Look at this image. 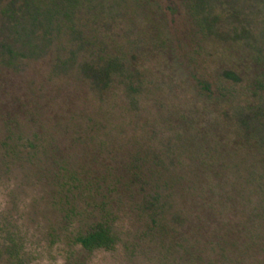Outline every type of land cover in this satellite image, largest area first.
Segmentation results:
<instances>
[{"label":"trees","instance_id":"obj_1","mask_svg":"<svg viewBox=\"0 0 264 264\" xmlns=\"http://www.w3.org/2000/svg\"><path fill=\"white\" fill-rule=\"evenodd\" d=\"M73 1L64 0L66 6ZM61 7L42 0L21 5L33 24H50L52 29L42 36L59 46L62 32L75 36L69 13L65 23L59 18ZM159 7L162 16L175 15L174 0H163ZM0 15L15 16L7 2ZM108 38L92 37L83 48L75 47L77 54L85 51L81 67L92 78L91 88L102 97L120 82L142 95L150 69L127 64L126 55L110 46ZM155 40L169 53L153 50V58L182 55L180 41H164L160 33ZM154 71L160 74L158 67ZM199 75L190 73L202 101L176 110L174 125L148 122L165 127V145L142 147L134 138L139 149L125 160L118 161L120 146L103 131V112L52 117L51 129L38 120L20 124L7 118L0 171L20 168L29 175L23 184L9 181L0 201V264H32L36 258L30 247L39 236L51 246L66 244L68 255L77 250L86 255L112 252L139 242L157 244L187 264H244L256 259L258 251L264 254V74L250 86L221 90L219 97L234 96L236 105L211 116L206 104H212L215 91ZM88 94L92 100V92ZM28 111L30 118L40 112L36 104ZM145 128L147 124L139 129ZM58 133L64 146L55 137ZM46 209L56 219L42 221L38 214Z\"/></svg>","mask_w":264,"mask_h":264},{"label":"rangeland","instance_id":"obj_2","mask_svg":"<svg viewBox=\"0 0 264 264\" xmlns=\"http://www.w3.org/2000/svg\"><path fill=\"white\" fill-rule=\"evenodd\" d=\"M23 1L0 0V9L7 2L15 14L12 19L0 15V146L6 137L3 122L7 118L17 119L20 124H26L28 119L38 120L51 129L52 117L65 119L103 112L102 124L107 126L103 131L110 132L120 146L118 161L125 160L140 145L154 143L163 147L167 138L162 124L174 125L173 116L178 118L179 114L176 110L185 111L191 103L202 101L200 88L190 77L192 71L209 81L215 91L211 106L206 104L210 116L219 115L230 103L236 105L234 96L219 97L221 90L250 86L254 78L264 74V0H174L173 17L159 13L163 0H76L68 6L64 0H42L54 1L57 8L58 3L62 4L61 22L65 23L64 14L70 15L75 36L62 32L61 46L54 39L43 38L45 30L52 27L46 21L37 26L28 20L21 9ZM203 21L210 25H203ZM159 33L164 41H180L182 55L176 57L171 53L164 61L153 58L150 53L153 50L169 53L166 45L161 46L163 43L159 45L155 40ZM92 37L98 40L109 37L110 46L116 45L126 55L127 64L150 69L149 78L144 77L145 93H131L120 82L102 97L91 88L92 78L81 67L85 51L77 54L75 47L85 46ZM58 56L62 60L58 61ZM191 57L193 61L189 62ZM156 67L158 76L154 73ZM134 84L136 90L142 89ZM89 91L94 96L92 100ZM31 97L39 104L31 101ZM35 104L40 112L30 118L28 110ZM153 121L162 124L148 125ZM144 124H147L145 131L139 129ZM60 135L55 137L64 146ZM28 175L20 168L12 172L1 169L0 201L4 200L9 181L23 184ZM21 191L16 192L22 196ZM38 217L42 221L56 219L47 209L40 211ZM33 242L30 250L36 260L32 264H187L184 258L167 255L159 245L151 243L139 242L140 247L120 245L112 252L99 251L93 255L77 250L68 255L64 243L51 246L41 236ZM244 264H264V254L258 251L256 259H247Z\"/></svg>","mask_w":264,"mask_h":264}]
</instances>
